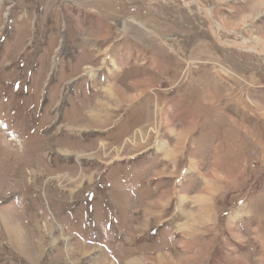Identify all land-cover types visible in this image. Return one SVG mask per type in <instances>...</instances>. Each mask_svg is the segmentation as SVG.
Returning a JSON list of instances; mask_svg holds the SVG:
<instances>
[{
    "label": "rangeland",
    "instance_id": "1",
    "mask_svg": "<svg viewBox=\"0 0 264 264\" xmlns=\"http://www.w3.org/2000/svg\"><path fill=\"white\" fill-rule=\"evenodd\" d=\"M203 1L264 50V0ZM206 27L191 0H0V264H264V57Z\"/></svg>",
    "mask_w": 264,
    "mask_h": 264
},
{
    "label": "crops",
    "instance_id": "2",
    "mask_svg": "<svg viewBox=\"0 0 264 264\" xmlns=\"http://www.w3.org/2000/svg\"><path fill=\"white\" fill-rule=\"evenodd\" d=\"M136 35L140 36L139 39L145 37V34L143 35V33L137 31V34L134 35L137 38V40H138V37ZM146 59H149V56L144 55V62H145ZM212 77L214 79H216V77L213 76V74H212ZM207 81L210 84H212L211 78L208 79ZM219 84L222 86V89L220 91H215V90H212L215 87L209 88L208 96H209V98L211 97L212 100L218 102V105L222 106V110L220 112L223 113L224 116L223 115H221V116L229 118L228 119L229 120V125L228 126H223L222 125L220 129L224 130V132H223L224 134H225V131L228 132V133L237 132V131L241 132L243 130V128L244 129L247 128L245 123L243 122V119H242L243 117H236L235 115H232L231 113H229V110H227V107L230 106V105L227 103V100H226L227 97L229 96V94L231 93V91L234 92L237 89V85H235L232 81H225V79H223V78L222 79L220 78V83ZM237 90H239V89H237ZM222 97H225L224 101L220 100V98H222ZM244 109H246V108H244ZM244 114L247 116V112H245ZM192 118H195V116H193ZM191 124L192 125H197V122L195 120H192ZM181 136H182V134H181ZM8 241H9V243L12 246H16L11 241V239H8Z\"/></svg>",
    "mask_w": 264,
    "mask_h": 264
},
{
    "label": "water",
    "instance_id": "3",
    "mask_svg": "<svg viewBox=\"0 0 264 264\" xmlns=\"http://www.w3.org/2000/svg\"><path fill=\"white\" fill-rule=\"evenodd\" d=\"M192 2H194L196 5H198L204 12L205 14V23L207 24V30L209 32V34L215 39L217 40L218 43H220V45H222L225 48H232V49H245L248 48V50H257L259 52V54H261V56L264 57V50L261 49L257 44L255 43H247L245 45H238V44H233V43H227V41H225L223 38H220L216 35L215 32V28L219 27V24L215 21L214 19V15L213 13L211 14V12L209 11V9H211L203 0H191ZM210 14L212 15L213 19H214V24L212 19L210 18ZM212 21V22H211ZM212 24V25H211ZM239 38H241V40H243L244 37H242L241 35H238ZM248 42V41H246Z\"/></svg>",
    "mask_w": 264,
    "mask_h": 264
},
{
    "label": "bare ground",
    "instance_id": "4",
    "mask_svg": "<svg viewBox=\"0 0 264 264\" xmlns=\"http://www.w3.org/2000/svg\"><path fill=\"white\" fill-rule=\"evenodd\" d=\"M186 3H187V2H186ZM199 8H200V7H199ZM209 11L211 12L212 10L209 9ZM211 14H212V12H211ZM211 14H210V16H211L210 18H211L212 21H213L212 24H214V19H215V18L213 19V17H212ZM204 15H205V14H204ZM212 21H211V22H212ZM215 21H216V20H215ZM212 24H211V25H212ZM217 30H218V27L215 28V32H216V35H217L218 37H220V36H219V33L217 32ZM224 30H225V29H224ZM212 38H213V37H212ZM213 40H214L216 43H218L217 40H215L214 38H213ZM244 40H245V38H243V40H242L243 42H242L240 45H245V44H246ZM218 44H220V43H218ZM238 45H239V44H238ZM261 49H262V48H261ZM253 51H255L254 53H256V54H258V55L261 56V54H259V52H258L257 50H253Z\"/></svg>",
    "mask_w": 264,
    "mask_h": 264
},
{
    "label": "flooded vegetation",
    "instance_id": "5",
    "mask_svg": "<svg viewBox=\"0 0 264 264\" xmlns=\"http://www.w3.org/2000/svg\"><path fill=\"white\" fill-rule=\"evenodd\" d=\"M92 111V110H91Z\"/></svg>",
    "mask_w": 264,
    "mask_h": 264
}]
</instances>
